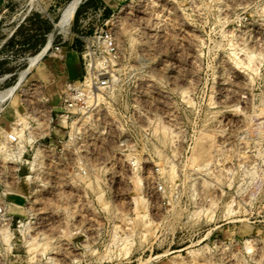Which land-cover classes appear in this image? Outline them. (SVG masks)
Instances as JSON below:
<instances>
[{"label":"rangeland","instance_id":"374dc122","mask_svg":"<svg viewBox=\"0 0 264 264\" xmlns=\"http://www.w3.org/2000/svg\"><path fill=\"white\" fill-rule=\"evenodd\" d=\"M73 1L0 0V264H264V0L106 11L110 88L75 139Z\"/></svg>","mask_w":264,"mask_h":264},{"label":"built area","instance_id":"2783aa9c","mask_svg":"<svg viewBox=\"0 0 264 264\" xmlns=\"http://www.w3.org/2000/svg\"><path fill=\"white\" fill-rule=\"evenodd\" d=\"M105 15L104 7L88 9L79 20L81 26L75 34L76 39L82 44V78L79 81L66 82L62 93L65 122L70 123L71 127L74 126V139L82 136L83 133L77 132V129H80V123L85 119L84 113L92 108L98 93H105L110 88V78L104 73L101 66L98 68L96 62L97 58L103 54L114 58L117 54L113 33L105 29L107 27ZM93 20H96L93 28L87 29L89 22ZM52 49L55 54L62 51L60 45H52ZM10 139L14 141L16 137L10 136ZM65 148L66 145H64L63 151ZM3 209L0 208V213L4 216Z\"/></svg>","mask_w":264,"mask_h":264},{"label":"crops","instance_id":"0c3cea01","mask_svg":"<svg viewBox=\"0 0 264 264\" xmlns=\"http://www.w3.org/2000/svg\"><path fill=\"white\" fill-rule=\"evenodd\" d=\"M121 1L125 0H90L89 2H85L83 6L80 8V11L104 7L107 12H110L118 6ZM76 30H79L77 28ZM71 47V44H70ZM73 49L71 48L70 52H66L64 54L65 62L63 63V68L66 74V78L69 80H78L81 75V65L79 56H75L71 53Z\"/></svg>","mask_w":264,"mask_h":264},{"label":"bare ground","instance_id":"6f19581e","mask_svg":"<svg viewBox=\"0 0 264 264\" xmlns=\"http://www.w3.org/2000/svg\"><path fill=\"white\" fill-rule=\"evenodd\" d=\"M78 3H79V1L77 0V1H73V3H71V4H69L68 5V7H67V9H66V12H65V18H64V22H63V24L66 26V28H65V30H68V28H67V26H70V24H71V21H72V18H73V15H74V12H75V10L77 9V7H78ZM63 25V26H64ZM56 27H59V26H56ZM63 29V28H62ZM64 30V29H63ZM57 31H58V33L60 32V31H62L61 30V27L60 28H57ZM68 32V31H67ZM60 33H62V32H60ZM53 34L50 36V38H49V42H48V45H47V47H45L44 48V50L42 51V52H40L39 53V55L37 54V56H35V58L33 59V61H36L37 62V60L40 58V56H42V55H44V53L46 52V50L47 49H49L48 47L50 46V44H51V42H52V40H53ZM34 63V62H33ZM32 65V64H31ZM34 65V64H33Z\"/></svg>","mask_w":264,"mask_h":264}]
</instances>
